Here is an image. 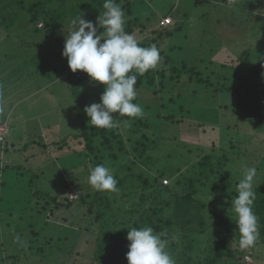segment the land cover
Returning <instances> with one entry per match:
<instances>
[{"label": "rangeland", "instance_id": "rangeland-1", "mask_svg": "<svg viewBox=\"0 0 264 264\" xmlns=\"http://www.w3.org/2000/svg\"><path fill=\"white\" fill-rule=\"evenodd\" d=\"M244 1L248 4L251 0ZM125 4H128L127 8L131 9L134 20L136 22L140 20L146 25L143 30L137 28L132 33L142 47L155 44L154 39L160 42L157 48L160 50L161 60L152 69L155 83L150 86L145 85L144 83L150 79V76L146 75L142 86H134L137 96L133 102L142 107L143 116L129 118L113 113L127 140L130 137L135 141L145 134L155 140L156 146L149 148L146 155L148 159L143 158L145 161H142L139 166L143 171L152 173V176L157 173L158 167L167 174L172 170L174 173L179 170L175 178L181 180L179 187L188 191L190 190L188 181L199 170V162L206 155L212 156L214 161L217 157H221L224 153L222 145L225 146L232 137L238 138L236 140L238 147L232 149L228 146L227 149L235 153L230 152L229 163L220 167V172L231 175L229 190H236L231 180L242 178V164L256 168L254 184L259 182L258 180L264 177V127H262L264 125L261 127L258 124L255 125L256 123L248 118L237 119L233 112V93L223 90L218 91L214 96L213 85L207 86L197 80L199 74L195 72H201V77L218 83V77L227 74L228 69L222 64L228 57L234 56V58L247 60L243 66L245 73L252 68L253 63L264 61V0H255L252 3L253 6H247V11L238 10L232 4H224L220 0H121V5ZM82 10L80 8L78 11ZM25 12H22L18 20L26 22L24 27L27 25ZM169 14L172 17L169 25L173 29L172 34L160 32L161 28L156 31L161 19ZM130 18L129 16L125 25ZM236 20L238 24L233 25ZM17 25L19 24L15 25L14 34L10 36L0 27V102L5 101L0 106V122H3V119L5 121L0 125L3 126L5 134L11 131L10 141H13L16 136H21L15 141V148L21 149L25 144L29 146L17 152L15 148L7 154L2 152L5 155L1 156V160L5 163V168H8L9 162L12 165L20 164L23 166L21 168L23 172L30 170V174L25 173L20 178L7 174L5 192H2L0 188V195L4 196L0 200V264L3 262L6 264H89L88 258L91 254H88L86 247L89 246V241L96 239L100 226L91 222L94 215L90 212L88 205L77 207L71 217V222L75 224L72 228L80 233L76 240L79 241L80 246L77 249L74 247L71 252L67 250L61 252L58 249L49 251L47 247V254H42L38 250L42 247L44 238L53 236L56 239L59 228L56 227L54 219L46 216L50 225H46V229L41 231V237L31 241V216L29 215L34 214L50 198L29 196L26 185L27 176L35 172L39 176L34 181V191H49L52 195H58L62 201H66L64 199L67 196L73 200L81 195H90L88 201L92 200L95 190L89 185L88 176L90 169L94 167V162L91 157L81 153L79 155L70 149V146H73L78 151H87V146L85 142L80 143L77 138H71L74 136H69L78 133L82 127V123L78 120V110L84 111L86 105L99 103L105 86L90 81L88 75L81 70L73 73L68 67L67 59L62 56L64 48L62 44L56 48L55 53L59 55H55L57 57L53 59V66L64 65L63 71L55 72L43 63L40 66V63L35 62L37 59L35 48H26L23 42L25 39L31 42H43L45 39L49 41L50 38L43 37V32L34 35ZM67 26H69L68 32L66 28H63V32L57 35L65 38V35L72 30L71 24ZM246 52L249 54L245 57ZM30 53L34 54L32 58ZM10 68L14 71L9 70ZM3 69L6 70L4 73ZM190 69H194V73ZM71 73L72 79L69 77ZM46 75L55 77L54 81L53 79L49 81ZM192 76L194 78L191 79ZM34 81L35 85H33ZM39 86H45L44 92L34 96L32 92H36ZM14 89L20 91L19 97L15 95L18 94L17 92L14 94ZM46 90L50 94L53 92L66 94V103L60 101L65 104L59 108L60 114L54 111V100L44 94ZM28 94L31 96L28 97ZM13 107L16 110V116L11 118V113L8 112ZM59 118L62 120L60 121ZM87 125V128H94L88 123ZM67 137L73 140L67 142V146H61L59 143ZM35 138L41 140L42 145L44 142L47 143V149H42L38 147L39 145L32 148L30 144ZM134 141L128 145L129 148ZM156 155L159 158L154 159ZM123 160L130 162L127 158ZM115 162L117 164L106 163V167H109L113 173L116 170L119 171V174L114 176L122 179L127 173H131L120 171L119 161ZM140 167L136 168L138 174L141 171ZM7 170L14 171L16 174L22 172L18 168L11 169V166ZM2 174L3 171L0 169V177ZM218 177L220 178V175ZM215 179L216 176L211 178L209 185L199 184L201 189L197 197L207 203H214L219 217L233 220L230 217L233 215L230 198L223 199L219 192L215 193L216 191L213 192L211 189ZM173 181L172 177L165 176L161 183L172 185ZM69 183H72L70 188L66 186ZM143 183L142 178L136 179L135 183L132 179L124 184L117 182L119 191L108 193V197L113 201L114 211L127 210L128 206L135 204L138 200L141 201L142 193L146 194V202L150 203L151 198L148 196L151 189H143ZM130 184L132 187L129 191L125 185L130 186ZM131 191H135L136 194L130 193ZM26 196L31 197L29 204ZM173 204L171 203V206ZM122 205L123 208H120ZM49 207H52V203ZM204 213L207 216V227L203 236L200 237L199 244H195L199 246L198 252L199 250L204 252L206 246L210 247V244L216 243L224 234L220 231L222 226L219 224L218 217L212 216L208 206L205 207ZM89 215H91V221ZM108 217H110L109 214L106 219ZM112 218L108 220H113ZM16 237L20 239L17 240ZM238 238L236 235L228 242L231 248L245 251L246 255L248 254L245 259L250 264H264V243L257 238L252 247L241 249ZM170 255L176 261L177 255L174 256L172 252ZM15 261L17 263H14Z\"/></svg>", "mask_w": 264, "mask_h": 264}, {"label": "trees", "instance_id": "trees-1", "mask_svg": "<svg viewBox=\"0 0 264 264\" xmlns=\"http://www.w3.org/2000/svg\"><path fill=\"white\" fill-rule=\"evenodd\" d=\"M220 1L224 2V4H232L237 7L238 10L243 11H247V6H253L252 3L255 2V0H251L247 4L244 0ZM115 2L125 10L127 19L129 16L131 17L129 21H127V25H125V31L127 33L132 34L137 28H141L142 30L143 27L146 28V25L141 23L140 20H137V22L134 20L131 9L127 8L128 4L121 5V0H116ZM103 3L104 0H0V27L9 34L8 36L14 34V27L16 24H19L17 25L19 28H25V31L28 30V32L30 31L34 35L43 32V37L48 36L50 38L49 41L42 39L43 42H31L23 39L24 47L35 48L37 51V59L35 62L40 63V66L43 63L44 65L50 66L51 70L55 72H62L65 67L64 65L53 66V59L57 57L55 55L58 54L55 53L56 48H59L60 44L64 46L65 42V38L57 35V33L63 32V28H66L68 32L69 26L67 25H70L71 20L77 16L92 21L95 25L97 17L100 13L102 14L105 11V9H103ZM80 8L83 9L84 12H82L83 10L78 11ZM23 11H26L25 15L27 14V25L25 27V21H18ZM236 24H238L237 20L233 25ZM158 26L156 27V31L161 28L160 32L172 34L173 29L169 26H161L160 24ZM177 28L178 27H176V29ZM98 30L100 32L103 31L102 28H98ZM154 41L156 42V46L160 45V42H157L156 39H154ZM160 41L162 42V38ZM139 44L142 46L141 43ZM248 54L249 52H246L245 57ZM33 56L34 54L32 55L30 53V57L32 58ZM246 61L247 60L243 58H234V56L225 59L222 65L228 69L227 74L218 77V83H213L201 77V72L197 73L196 71L195 74H199L197 80L200 82L205 83L207 86L213 85L212 93L214 96L218 91H231L234 95L233 112L236 118L251 119L256 123L255 125L258 124V126L260 125L261 127L264 125V61H258L256 64L253 63L252 68L245 73L243 66ZM12 69L13 68H10L9 70ZM4 71L6 70L3 69L2 72L4 73ZM190 71L194 73L195 70L190 69ZM153 72L154 71L151 69L143 75H138L136 85L138 87L142 86L145 82L146 75H149L150 79L144 84H147V86L153 85L156 80ZM161 74L164 75L163 72H161ZM45 77L49 78V81L51 79L54 81L55 79V77L53 78L52 76L46 75ZM69 77L72 79L73 74L71 73ZM190 78L192 79L194 76ZM4 102L5 101L0 102V106L3 105ZM78 116V120L82 123V127L78 133L72 134L69 137L74 136L71 138H77L80 143L85 142L87 151H78L74 149L73 146H70V149L79 155L81 153L91 157L94 166L98 164H104L106 166V163L109 162L110 165L112 163L117 164L115 161L118 160L121 167L120 171L131 173H127L122 179H119L118 176H114L117 182L120 181L124 184L127 180L132 179L135 183L136 179L142 178L144 181L143 189H151V193L148 196L151 200L150 203L146 202V194L142 193L140 196L141 201L138 200L135 204L128 206L127 210L124 209L122 212L118 209L114 211L113 201L108 197L109 192L95 191L91 201H88V196L90 195H81L79 198L73 200L67 196L66 199H64L66 201H62L58 195H52L49 191H34V181L39 174L31 172V176H27L28 183L26 185L29 189L27 190L29 196L36 195L37 197L46 196L50 198V200L42 207H39L34 214L29 212L31 214L29 215V217L31 216V241H35L38 237H41V231L46 229V225H50L48 217L54 219L56 221V227L59 228V234L56 239L51 235L49 238H44L43 243H41L42 247L38 250L39 253L47 254V247H49V251L58 249L61 252H65L66 250L71 252L74 250V247L77 249L80 246L79 241H76L80 233L72 228L75 224L71 222V217L77 207L86 204L90 212L94 215L92 221L91 215H89V220L100 226V231H98L96 239L92 242L89 241V246L86 247L88 254H91L88 258L89 264H128L126 259L128 244L130 243L126 239L128 229L131 227L139 228L143 226H150L156 232L164 231L167 233L165 237L169 241L167 250L172 252L174 256L177 255L175 261L177 264H250L245 259L248 256L245 251L231 248L228 243L231 238L238 235V232L235 230L236 225L234 221L219 217L220 215L216 211L214 203H207L200 197H197L201 189L199 184L205 183V185H209V181L215 176L216 179L211 187L213 192L215 190V193L219 192L223 199L230 198V200L237 195L236 190H229L231 175L220 172V167L222 168L229 163L231 157L230 152L235 153V151L227 148L228 146L232 149L238 147V142L236 141L238 138L236 139L229 136L231 138L230 141L228 140L225 146L222 145L224 151L223 155L217 157L215 161L212 156L206 155L204 159L199 162V170L196 172L197 175L195 174L189 179L188 183H190V190L187 191L179 187L181 180L175 178V174H177L179 170L175 173L172 170L167 174L158 167L157 173L152 176V173L143 171L142 167L139 166L142 161H145L143 158L146 157L148 159L146 155L149 148L156 146V144H154L155 140H152L149 135L145 134L135 141L130 137L127 140L124 134H122L121 127L117 122V126L111 129L87 128L88 118L84 111L78 110ZM4 121L3 119V122ZM227 127L232 126L227 125ZM10 132L9 130V132L5 134L4 139H0V148H2L0 151L2 152L3 150L5 154L15 148V141H10L9 138ZM69 137L63 139V142L61 141L59 144L61 146H67V142L73 140H69ZM40 141L35 138L31 141L30 145L33 146L32 148L39 145L38 147L47 149L48 144L44 142L45 145H42ZM132 141H134L133 145L129 148L128 145ZM28 146L29 145L25 144L21 149L15 148V150L16 152L21 151L22 149L28 148ZM37 149L39 150V148ZM124 158L129 159L130 162H125L123 160ZM149 158L151 159V157ZM156 158L159 157L156 155L154 159ZM111 159L113 160L111 161ZM10 166L11 169L18 168L22 170L21 168H23L20 164H9L8 168ZM138 167H140L141 170L139 174L136 169ZM8 168L4 167L2 169L3 174L0 177V188L2 192H5V186H7V174H12L10 176L19 178L25 173L30 174V170L26 172L22 170V172L16 174L14 171L7 170ZM113 174H119V171L116 170ZM219 175L220 178L218 177ZM165 176L172 177L174 179V184L164 185L161 183L162 178ZM204 177L205 180H203ZM258 181L259 182L254 184L256 199L253 211L259 218L258 239L264 243V177ZM231 182L234 187L237 186L239 180L233 179ZM72 183L66 184V186L70 188ZM130 187H132V184H130V186L125 185V188L129 191ZM224 192L225 194L223 195ZM130 193L136 194L135 191H131ZM2 197H4L3 194L0 195V200ZM26 198H28V196H26ZM30 200L31 197L27 199L28 204ZM51 203L52 207H49ZM171 203H174L173 206H171ZM206 206L209 207L213 217H218L219 224L222 226L220 231L224 232V234L218 238L216 243L210 244V247L206 246L204 253L200 250L198 252L197 249L199 246H195V244H199L200 237L203 236L207 227V216L204 213ZM120 208H123V205L120 206ZM108 214L110 215L108 218L113 217V220L106 219ZM69 223L72 226L68 225ZM77 252H79V250H77ZM202 256L204 257L202 258ZM14 263L17 262L15 261ZM2 264H6V262Z\"/></svg>", "mask_w": 264, "mask_h": 264}, {"label": "clouds", "instance_id": "clouds-1", "mask_svg": "<svg viewBox=\"0 0 264 264\" xmlns=\"http://www.w3.org/2000/svg\"><path fill=\"white\" fill-rule=\"evenodd\" d=\"M103 9L105 11L97 17L95 25L81 16L71 20L72 30L65 35L62 56L73 73L81 70L90 81L105 86L100 102L86 105L84 113L90 126L111 129L117 126L113 113L129 118L143 116L142 107L133 102L137 96L134 88L137 75L154 69L161 56L155 44L142 47L133 34L125 31L126 13L115 0H104ZM98 27L103 29L99 34ZM242 168L237 195L231 199L233 215L230 217L236 225L239 247L246 249L252 247L259 236V218L253 211L257 170L245 164ZM88 183L98 192L119 191L113 171L104 164L90 169ZM166 236V232H156L150 226L128 229V264H175L167 250Z\"/></svg>", "mask_w": 264, "mask_h": 264}, {"label": "crops", "instance_id": "crops-1", "mask_svg": "<svg viewBox=\"0 0 264 264\" xmlns=\"http://www.w3.org/2000/svg\"><path fill=\"white\" fill-rule=\"evenodd\" d=\"M168 16H170V14L168 15ZM158 26V25H157ZM33 85H35V81L33 82ZM45 87V86H44ZM44 87H39V88H37V90H36V92H32V94L34 95V96H37V94L38 93H43L44 92ZM17 89H14V94L17 92L18 94H15L16 95V97H19V95H20V91L19 90H17ZM22 93V92H21ZM49 99H52V100H54V106H55V110L54 111H57L58 113L60 112V110H59V108L61 107V105H65V104H63V103H66V94H64L63 92H53V93H51L50 94V92L48 93L47 92V90H46V92L44 93ZM29 96H31L30 94H28V97ZM60 101H63V103L62 102H60ZM13 111H14V113H13ZM11 118L12 117H15L16 115H15V110H14V107L13 108H11ZM60 114V113H59ZM35 118V117H34ZM60 119V121L62 120V118H59ZM21 124H23V123H21ZM17 139H20L19 138V136H16L15 138H13V140L14 141H16ZM2 152H4L3 150H2ZM2 152L0 153V169H1V171H2V169L5 167L4 166V162H2V160H1V156H3V155H5V154H2ZM5 153V152H4ZM8 153V152H7ZM6 153V154H7ZM13 158V157H12ZM10 163V162H9ZM9 163L7 164V167L9 166ZM11 164V163H10Z\"/></svg>", "mask_w": 264, "mask_h": 264}, {"label": "built area", "instance_id": "built-area-1", "mask_svg": "<svg viewBox=\"0 0 264 264\" xmlns=\"http://www.w3.org/2000/svg\"><path fill=\"white\" fill-rule=\"evenodd\" d=\"M172 22V17L171 16H166L163 19H161L160 25L161 26H169ZM1 123V122H0ZM5 132L3 130V126L0 125V139H3Z\"/></svg>", "mask_w": 264, "mask_h": 264}]
</instances>
